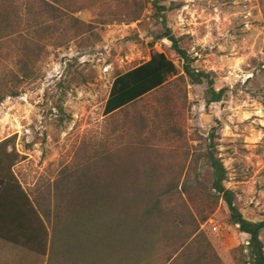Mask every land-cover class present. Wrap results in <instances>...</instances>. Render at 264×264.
Returning a JSON list of instances; mask_svg holds the SVG:
<instances>
[{"label": "rangeland", "instance_id": "rangeland-1", "mask_svg": "<svg viewBox=\"0 0 264 264\" xmlns=\"http://www.w3.org/2000/svg\"><path fill=\"white\" fill-rule=\"evenodd\" d=\"M152 2L66 0L61 30L69 34L44 41L40 28L33 30L39 35L27 31L30 21L41 23L40 0H0V143L11 138L10 151L21 156L14 170L30 192L52 187L78 166L100 167L107 159L126 166L140 153L137 165L145 170L147 156L156 158L171 178L150 186L147 196L162 213L147 228V264H245L249 236L229 224L223 201L215 207L204 197L211 178L203 155L216 129L226 187L245 218L264 220V0H162L179 6L166 13L167 23L195 58L194 68L213 72L227 96L207 106L205 85L172 79L107 117L117 75L153 52L182 69L171 43L156 39L163 28ZM72 18L87 27L70 39ZM175 181L179 187L168 190ZM140 241L129 238V247ZM113 243L112 255L89 264H130L128 256L115 257Z\"/></svg>", "mask_w": 264, "mask_h": 264}, {"label": "trees", "instance_id": "trees-1", "mask_svg": "<svg viewBox=\"0 0 264 264\" xmlns=\"http://www.w3.org/2000/svg\"><path fill=\"white\" fill-rule=\"evenodd\" d=\"M40 1L41 23L35 28L30 21L28 33L39 35L33 30L40 28L41 33L37 38L44 41H52L61 32L66 35L69 32L66 31L67 27L61 30L65 24L63 7L66 0ZM161 3L162 0L152 2L155 18L163 28L156 39L171 43V49L181 61L182 69L165 53L153 52L148 62L117 75L104 109L107 117L125 111L165 88L172 79L189 81L193 86L205 85L204 100L207 106L221 103L227 96L228 88L216 89L213 72L194 68L195 58L182 46L183 39L177 38L169 28L166 13L179 6L173 3L168 7ZM137 20V17L134 18V21ZM71 22L70 39L78 38L87 26L76 18H72ZM10 26L14 29V25ZM3 100L1 97L0 102ZM215 132L216 129L209 135L203 155L211 178L207 188L209 195L204 197L215 207L223 201L229 211V224L249 236L244 263L264 264V220H248L238 209L236 194L225 185L227 170L217 155ZM10 141L11 138H8L0 143V200L5 195L7 207L11 204L14 207L17 200V210L22 213L24 229L20 243L24 247L43 256L48 255L49 264H89L100 261L101 254L105 259L108 252L109 256L112 255L113 242L116 241L120 255L115 257L128 256L130 264H147V252L151 247L147 243V228L162 216L160 211L157 212V203L151 202L147 196L150 186L158 185L161 180L170 177L164 168L153 162L156 158L152 160L147 156L145 170L137 165L141 162L140 153H132V159L126 160V166L119 167L120 161L116 160L109 164V159L99 162L97 165L100 167L78 166L73 171H63L52 187L30 192L22 188L14 170L21 156L16 150L9 151ZM178 184V181L171 183L168 190L178 188ZM134 186L137 189L133 190ZM186 186L182 187L185 191ZM206 220L202 218L203 222ZM129 238H138L141 244L137 243L138 246L131 249Z\"/></svg>", "mask_w": 264, "mask_h": 264}, {"label": "crops", "instance_id": "crops-1", "mask_svg": "<svg viewBox=\"0 0 264 264\" xmlns=\"http://www.w3.org/2000/svg\"><path fill=\"white\" fill-rule=\"evenodd\" d=\"M19 181L26 189L22 180ZM3 197L0 200V264H49L48 255L35 253L20 243L24 230L22 213H18L16 199L14 207L12 204L7 207V198Z\"/></svg>", "mask_w": 264, "mask_h": 264}, {"label": "built area", "instance_id": "built-area-1", "mask_svg": "<svg viewBox=\"0 0 264 264\" xmlns=\"http://www.w3.org/2000/svg\"><path fill=\"white\" fill-rule=\"evenodd\" d=\"M217 230H218V228L214 226V231H217Z\"/></svg>", "mask_w": 264, "mask_h": 264}]
</instances>
